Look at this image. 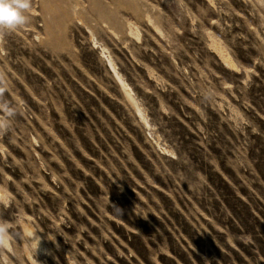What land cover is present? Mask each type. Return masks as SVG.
Returning <instances> with one entry per match:
<instances>
[{
	"label": "rangeland",
	"instance_id": "374dc122",
	"mask_svg": "<svg viewBox=\"0 0 264 264\" xmlns=\"http://www.w3.org/2000/svg\"><path fill=\"white\" fill-rule=\"evenodd\" d=\"M17 2L0 264H264V0Z\"/></svg>",
	"mask_w": 264,
	"mask_h": 264
},
{
	"label": "clouds",
	"instance_id": "9594fccd",
	"mask_svg": "<svg viewBox=\"0 0 264 264\" xmlns=\"http://www.w3.org/2000/svg\"><path fill=\"white\" fill-rule=\"evenodd\" d=\"M27 7V3L17 2L13 4L11 0H0V27L12 28L24 23V16L21 13V9ZM21 225L27 229L24 232V236L37 248L40 238L36 230L32 228L31 225H24L22 221ZM8 239V226L6 224H0V244H5Z\"/></svg>",
	"mask_w": 264,
	"mask_h": 264
},
{
	"label": "bare ground",
	"instance_id": "6f19581e",
	"mask_svg": "<svg viewBox=\"0 0 264 264\" xmlns=\"http://www.w3.org/2000/svg\"><path fill=\"white\" fill-rule=\"evenodd\" d=\"M218 54L220 57L223 58L224 62L227 63V64H230L232 65V62L230 60H228L222 53L221 51L218 50ZM108 63H109V66L111 68V70L114 72V77H115V80H117V84L119 86V88L121 89V92H122V96H123V99L125 101V103L131 107L133 109V111L135 112V114H138L140 115V119H141V122L143 120V123H145L147 125V123L145 122L144 118L142 117V115L140 114V110H139V107L138 105L136 104V101L131 93V90L130 88L128 87V85L124 82V80L119 76V74L117 72H115V67H114V64L112 63V61L109 59L108 60ZM144 125V124H143ZM145 125V127H146ZM24 225H30L29 223H26V222H23ZM20 227H21V234H22V237H23V240H20L21 242V247H22V251H23V257L27 260V261H32V258L30 256V252H29V248H28V244L25 243V241H27L29 244H32L29 242V240L24 236V232L27 230L26 228L22 227L21 225V222H20ZM32 227V226H31ZM33 228V227H32ZM37 233V232H36ZM38 235V233H37ZM39 236V235H38ZM40 238V237H39ZM33 245V244H32ZM38 248L39 249H42L43 246L41 245V240L38 244ZM33 263V262H32Z\"/></svg>",
	"mask_w": 264,
	"mask_h": 264
}]
</instances>
